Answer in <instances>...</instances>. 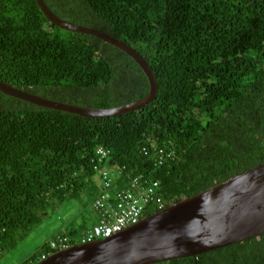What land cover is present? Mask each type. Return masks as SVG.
<instances>
[{
	"label": "trees",
	"instance_id": "trees-1",
	"mask_svg": "<svg viewBox=\"0 0 264 264\" xmlns=\"http://www.w3.org/2000/svg\"><path fill=\"white\" fill-rule=\"evenodd\" d=\"M43 2L57 17L131 46L157 90L130 113L98 119L0 93V257L16 233L41 221L51 199L94 190L91 204L109 167L156 180L166 206L264 161V0ZM0 81L92 108L136 100L148 89L129 56L90 35L57 28L34 0H0ZM143 143L173 150L174 159L153 165L138 152ZM159 208L153 203L143 215ZM48 241L19 264L57 250ZM154 264H264V233L195 260Z\"/></svg>",
	"mask_w": 264,
	"mask_h": 264
},
{
	"label": "water",
	"instance_id": "water-1",
	"mask_svg": "<svg viewBox=\"0 0 264 264\" xmlns=\"http://www.w3.org/2000/svg\"><path fill=\"white\" fill-rule=\"evenodd\" d=\"M44 18L62 30L90 35L129 56L148 83L140 98L113 107L78 106L31 94L0 81V93L37 107L98 119L130 113L156 93L144 58L122 40L96 28L65 21L34 0ZM264 233V161L190 196L174 200L106 238L70 244L34 264H154L192 257Z\"/></svg>",
	"mask_w": 264,
	"mask_h": 264
},
{
	"label": "built area",
	"instance_id": "built-area-1",
	"mask_svg": "<svg viewBox=\"0 0 264 264\" xmlns=\"http://www.w3.org/2000/svg\"><path fill=\"white\" fill-rule=\"evenodd\" d=\"M98 152L103 154L101 150ZM138 152L150 158L152 164L156 166L174 159L173 150L154 144L150 147L144 144ZM121 168L127 171L124 167ZM110 170L109 167L101 172L99 193L90 204L96 222L82 230L79 242L90 241L98 236L107 237L125 224L136 222L148 202L161 205V200L157 196V181L144 179L141 174L129 178L128 181L124 178L113 179ZM68 245L69 238L63 232L54 234L48 241L49 248L61 249ZM45 256L41 255L40 259Z\"/></svg>",
	"mask_w": 264,
	"mask_h": 264
},
{
	"label": "rangeland",
	"instance_id": "rangeland-1",
	"mask_svg": "<svg viewBox=\"0 0 264 264\" xmlns=\"http://www.w3.org/2000/svg\"><path fill=\"white\" fill-rule=\"evenodd\" d=\"M142 145H144V143L138 146V151ZM138 174L141 173L133 174L131 171L123 170L121 166H116L115 168L110 170L111 178L113 179L124 178L126 181H128L129 178ZM143 178L147 179L145 177ZM150 181H156V180H150ZM89 192L92 193L94 192V190H91ZM89 192L87 193L78 192L76 196L66 197L62 200H58L56 198L51 199L46 210H44L41 213V221L37 225L30 228L25 233H16L14 235L15 244L11 249L4 250L2 252L0 257V264L21 263L27 256L33 254L37 250L39 244H41L44 241H48L51 238L50 237L51 233L55 234L56 232H63V233L65 232V234H67L69 231H74L70 235V237L69 236L68 237L74 243H78L82 230L95 222V215L92 212L89 204L90 203ZM162 203L163 202H161L159 209L164 207ZM148 206H153V203L148 202L145 204L144 209L141 212L136 222L125 224L120 229H122L127 225L135 224L139 221V219H141L144 216H147L143 214L148 208ZM101 238H106V237L98 236V237H93L91 240L101 239Z\"/></svg>",
	"mask_w": 264,
	"mask_h": 264
},
{
	"label": "crops",
	"instance_id": "crops-1",
	"mask_svg": "<svg viewBox=\"0 0 264 264\" xmlns=\"http://www.w3.org/2000/svg\"><path fill=\"white\" fill-rule=\"evenodd\" d=\"M54 233H55V232H54ZM56 233H57V232H56ZM53 235H54V234H53V233H51V234H50V237H52Z\"/></svg>",
	"mask_w": 264,
	"mask_h": 264
},
{
	"label": "clouds",
	"instance_id": "clouds-1",
	"mask_svg": "<svg viewBox=\"0 0 264 264\" xmlns=\"http://www.w3.org/2000/svg\"><path fill=\"white\" fill-rule=\"evenodd\" d=\"M57 233H58V232H57ZM55 234H56V233H55ZM53 236H54V235H53ZM53 236H52V237H53ZM52 237H51V238H52ZM51 238H50V239H51ZM50 239H49V240H50Z\"/></svg>",
	"mask_w": 264,
	"mask_h": 264
},
{
	"label": "bare ground",
	"instance_id": "bare-ground-1",
	"mask_svg": "<svg viewBox=\"0 0 264 264\" xmlns=\"http://www.w3.org/2000/svg\"><path fill=\"white\" fill-rule=\"evenodd\" d=\"M249 239V238H248Z\"/></svg>",
	"mask_w": 264,
	"mask_h": 264
}]
</instances>
